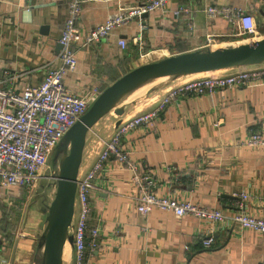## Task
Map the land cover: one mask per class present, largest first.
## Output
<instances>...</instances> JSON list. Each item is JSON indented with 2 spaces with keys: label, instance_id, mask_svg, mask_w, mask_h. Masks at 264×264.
Returning a JSON list of instances; mask_svg holds the SVG:
<instances>
[{
  "label": "crops",
  "instance_id": "crops-1",
  "mask_svg": "<svg viewBox=\"0 0 264 264\" xmlns=\"http://www.w3.org/2000/svg\"><path fill=\"white\" fill-rule=\"evenodd\" d=\"M143 1L83 0L78 28L92 30ZM180 4L190 7V18L173 14ZM206 7L251 14L259 35H264V0H169L163 9L143 15L140 21L116 26L99 42L79 46L74 70L63 76L65 85L77 95L93 86L103 90L153 58L210 48L207 35L213 37V47L239 45L240 39L232 35L234 25L222 16H208ZM67 12L66 0H0V77H6V86H37L48 67H58V38ZM140 31L141 49L133 43ZM121 38L127 42L123 49L118 45ZM242 67L263 69L264 62ZM262 81L203 96H177L154 127L128 131L121 144L161 194L220 208L231 215L238 210V194L247 192L245 211L264 217V145L242 144L251 132L264 136ZM169 84L148 90L141 102L132 99V108L123 109L119 118L106 115L95 123L86 136L78 175L92 168L117 122L152 109ZM19 190L0 185V264H38L41 256L38 244L49 202L43 199L27 212L23 207L22 211L13 210L14 204L23 202ZM89 201L88 225H99V235L96 246H86L84 264H264L262 233L205 223L191 214L176 217L156 209L140 214L131 172L117 161L96 174ZM15 222L21 227H12ZM209 237L212 242L206 247L204 240ZM73 259L72 247H64L62 264H73Z\"/></svg>",
  "mask_w": 264,
  "mask_h": 264
},
{
  "label": "built area",
  "instance_id": "built-area-1",
  "mask_svg": "<svg viewBox=\"0 0 264 264\" xmlns=\"http://www.w3.org/2000/svg\"><path fill=\"white\" fill-rule=\"evenodd\" d=\"M66 1L67 18L58 38L61 46L58 67H48L39 85H24L20 89L6 86V77H0V185L5 188L17 187L20 190L32 188L45 168L49 155L64 134L80 119L102 91L99 87L93 86L77 95L65 85L63 76L66 72L74 70L78 47L99 42L122 23L140 21L143 15L163 9L169 0H144L141 4L108 18L89 31L78 28L83 0ZM191 11L188 5L180 4L172 12L176 17L190 18ZM205 13L208 16H222L227 19L234 25L232 35L237 38L252 41L255 36H259L256 21L251 14L228 7H206ZM140 30H143V26ZM133 43L141 49L142 31L133 38ZM211 44L213 37L207 35L206 45ZM118 45L123 49L127 42L121 38ZM228 70L186 75L181 80L177 78L178 83L169 84L164 95L155 101L152 109L127 118L123 117L114 126L112 133L103 141L92 168L87 173L78 175L75 218L71 227L73 264H84L86 246L98 244L99 225H88L91 212L89 191L96 174L111 161L123 164L131 172V180L137 188L136 209L140 214L146 215L155 209L170 212L176 217L191 214L205 223L221 227L234 225L239 231L252 230L264 234V217L249 214L244 209V202L249 198L247 192L238 194V210L231 215H226L220 208L198 205L173 194H161L153 188L152 179L142 175L139 162L132 159L121 144L122 136L128 131L138 127L147 129L154 127L166 105L177 96H203L235 87H249L261 82L262 79L264 82V68L238 67ZM242 144L247 147L264 145V136L259 132H251ZM23 236L20 234V237ZM211 242L212 239L209 237L204 240V245L208 247Z\"/></svg>",
  "mask_w": 264,
  "mask_h": 264
},
{
  "label": "water",
  "instance_id": "water-1",
  "mask_svg": "<svg viewBox=\"0 0 264 264\" xmlns=\"http://www.w3.org/2000/svg\"><path fill=\"white\" fill-rule=\"evenodd\" d=\"M262 62L264 36L236 46L186 51L146 62L106 86L88 110L67 130L55 148L56 154L62 155L58 172L54 176L56 190L47 206L46 227L39 238L38 249L42 250V254L38 264H62L65 242L68 241L73 246L70 228L75 214L78 173L87 133L103 116L115 109L124 96L146 81L162 76L175 79ZM115 113L121 115L122 110H115Z\"/></svg>",
  "mask_w": 264,
  "mask_h": 264
},
{
  "label": "rangeland",
  "instance_id": "rangeland-1",
  "mask_svg": "<svg viewBox=\"0 0 264 264\" xmlns=\"http://www.w3.org/2000/svg\"><path fill=\"white\" fill-rule=\"evenodd\" d=\"M263 36L264 35L255 36V39L252 40V41L259 40ZM239 39L241 41L240 43L251 42V40H244V39L238 38V40ZM240 43H236V44H240ZM214 44H216V43H213L212 45H214ZM221 46H218V47H221ZM223 46H231V45L228 44V45H223ZM210 48L214 49L216 47L210 46ZM156 59L153 58L152 61H154ZM147 60H149V59H147ZM149 62H151V61H149ZM178 78H179V80H181V79L185 78V76H181V77H178ZM176 79L177 78L173 79L172 77H170V78H168L167 81L166 80H160V81L158 80V81L150 82L148 84L145 92H144V95L138 96L135 100H133L134 101L133 103L143 101L145 99L146 92L148 90H149L148 93L151 92V91L159 90L160 88H162L161 86L165 82H166V84H169L170 82H172V81H174ZM144 84H146V83H143V85ZM126 96H124L123 99H125ZM122 100L119 102V104H121V105H117V107H115V108L122 109V112H123V109H125L127 107L132 108V101L131 102L129 101L128 103L123 102L124 103L123 104V103H121ZM111 112H112L111 115H110V112L107 113L106 115H109L111 117L114 116L115 118H119L120 115L115 113V109H113ZM89 137H90V141H91V138H92L91 133H89ZM61 155H62V153L61 154H56V149H54L52 151V153L48 157L47 164H46L45 168L42 170L41 175H40L39 179L36 181V183L34 184V186L32 188H30L29 190H22V189L19 190V193L21 194V197H22V201H23L22 203L23 204L22 203L14 204L13 210L22 211L23 208H24L25 212H27L29 210H34V209H36L38 207L39 202L43 201V199H44V201L46 203H48V202L50 203V201L52 200V198L54 196V192L56 190V178L54 176L58 172L59 159H60ZM46 203L44 204V206H46ZM21 207H23V208H21ZM74 218H75V216H74ZM74 218H73V221H74ZM73 221H72V224H73ZM21 223H22V221H21ZM20 225H21L20 222H15L14 225H12V227H14V228L15 227H21ZM70 233H71V228H70ZM65 249H67L66 246H65ZM41 254H42V250H41ZM38 259H39V257H38Z\"/></svg>",
  "mask_w": 264,
  "mask_h": 264
},
{
  "label": "bare ground",
  "instance_id": "bare-ground-1",
  "mask_svg": "<svg viewBox=\"0 0 264 264\" xmlns=\"http://www.w3.org/2000/svg\"><path fill=\"white\" fill-rule=\"evenodd\" d=\"M255 39V38H254ZM254 39H252V40H254ZM216 48H218V47H216ZM215 49V48H214ZM168 78H170V76H162V77H158V78H154V79H150V80H148V81H146L145 83L146 84H141L140 86H138L137 88H135L134 90H132L127 96H126V98L125 99H121L122 100V102L121 103H123V102H129V101H131L132 99H135V98H137L138 96H142V95H144V92H145V90H146V88H147V86H148V84L150 83V82H153V81H160V80H168ZM120 100V101H121ZM119 101V102H120ZM68 244V245H67ZM66 246V248L68 249V250H70V248H71V246H70V243L68 242V241H66L65 242V245H64V247ZM66 249V250H67Z\"/></svg>",
  "mask_w": 264,
  "mask_h": 264
}]
</instances>
